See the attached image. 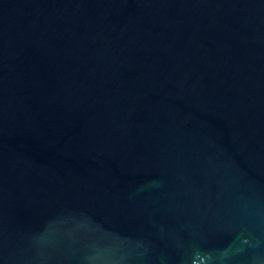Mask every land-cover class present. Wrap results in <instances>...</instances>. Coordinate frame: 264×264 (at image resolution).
<instances>
[{
  "label": "water",
  "instance_id": "water-1",
  "mask_svg": "<svg viewBox=\"0 0 264 264\" xmlns=\"http://www.w3.org/2000/svg\"><path fill=\"white\" fill-rule=\"evenodd\" d=\"M0 264H264V0H0Z\"/></svg>",
  "mask_w": 264,
  "mask_h": 264
}]
</instances>
